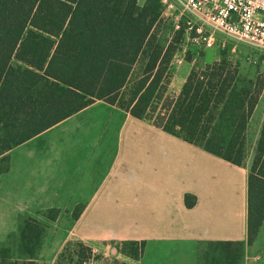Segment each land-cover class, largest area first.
<instances>
[{
	"label": "trees",
	"instance_id": "1",
	"mask_svg": "<svg viewBox=\"0 0 264 264\" xmlns=\"http://www.w3.org/2000/svg\"><path fill=\"white\" fill-rule=\"evenodd\" d=\"M161 0H0V158L10 149L101 100L233 165H244L245 131L264 84L242 73L225 42L218 59L187 50L191 68L175 99L166 93L174 57L191 41L186 16L165 15ZM214 45V46H215ZM202 57V60H200ZM200 58V59H199ZM204 58V59H203ZM264 61V54L259 57ZM204 61V62H203ZM7 168H0V173ZM247 241L264 220V122L247 176ZM191 207L193 196L185 195ZM80 208L73 212L77 218ZM58 209L45 213L55 220ZM43 226L19 227L17 259L0 248V264H35ZM226 264L243 242H222ZM141 243L120 252L137 259Z\"/></svg>",
	"mask_w": 264,
	"mask_h": 264
},
{
	"label": "crops",
	"instance_id": "2",
	"mask_svg": "<svg viewBox=\"0 0 264 264\" xmlns=\"http://www.w3.org/2000/svg\"><path fill=\"white\" fill-rule=\"evenodd\" d=\"M181 61L166 91L174 99L191 68ZM263 122L264 84L245 131L247 149ZM62 126L70 133L53 140L49 134ZM65 140L67 149H53ZM3 156L9 167L0 173V233L18 227L16 219L59 210L40 223L50 238L57 230L63 238L43 245L35 264H78L83 251L103 248L129 259L119 250L124 241L141 243L140 264L145 250L160 246L178 247V258L146 264H198L196 256L199 264H226L220 244L229 241L244 243L234 264H264V220L246 243L248 161L233 165L114 105L95 101ZM185 195L194 205H185Z\"/></svg>",
	"mask_w": 264,
	"mask_h": 264
},
{
	"label": "built area",
	"instance_id": "3",
	"mask_svg": "<svg viewBox=\"0 0 264 264\" xmlns=\"http://www.w3.org/2000/svg\"><path fill=\"white\" fill-rule=\"evenodd\" d=\"M165 15L178 11L176 20L185 15L191 41L213 47L231 43L251 47L264 54V0H161ZM259 61H253L258 63ZM264 61L259 62L263 63ZM260 71L264 74V64Z\"/></svg>",
	"mask_w": 264,
	"mask_h": 264
},
{
	"label": "rangeland",
	"instance_id": "4",
	"mask_svg": "<svg viewBox=\"0 0 264 264\" xmlns=\"http://www.w3.org/2000/svg\"><path fill=\"white\" fill-rule=\"evenodd\" d=\"M140 2H142L143 0H139ZM220 42H222L221 39ZM181 50L177 53V55L174 57V74L176 72L177 67H181L182 64V57L185 54V52L187 50H191L194 53H201L202 57L205 56L203 59L204 61H208L210 62L214 57V55L219 54L220 50L222 49V46L220 44H217L213 47H204L202 44H199L197 42L194 41H187L184 42L183 45L180 48ZM228 55L230 57V59L233 61L234 65L237 66L242 73L248 74L250 76H253L255 73H259V68H262L263 63H260V65L258 63H253V61H259V57L261 55V53L251 47L248 46H242V45H236L234 48H231L230 50H227ZM237 55V56H236ZM202 57L200 60H202ZM203 61V62H204ZM205 61V62H206ZM180 70L182 69L179 68ZM260 74V73H259ZM173 77V76H172ZM264 79V78H263ZM169 96V95H168ZM170 100H173V97H170ZM69 132V129L67 126H62L60 128H57L56 130H54L53 132H51L49 134V136L53 139V140H58V139H63L64 137L67 136ZM70 133V132H69ZM78 137V135L76 136ZM46 138V136L44 137ZM252 141V139H251ZM249 141V143L251 142ZM29 145H36L35 142L29 144ZM250 145L248 144L249 148H246V155H245V161H248V164L250 165L252 156H253V152L254 149H250ZM247 146V147H248ZM53 149H67L69 147V144L67 143V141L65 140L62 143H55V145L52 146ZM11 150V149H10ZM7 168L9 167V156H3L2 158H0V168ZM28 219H35L37 220L39 223L41 221H43L44 219H48L47 217H43V218H27V219H16L15 225L20 222V224L18 225V227L11 229L13 230L11 233H6V234H2L0 233V248L1 247H8L11 251V247H14L15 249L12 250L14 251V253L16 252V254L18 253V246H19V227ZM40 225H42L40 223ZM43 226V232H42V236H41V242L38 248V251H40V248H42V246L44 245L45 247L49 246H56L57 243L59 241H61V239L63 238V232L60 230H57V233L52 235L51 238L49 237V235L46 233L48 231H46V227L45 225ZM80 248L77 247V250H79ZM11 251V253H12ZM37 251V252H38ZM178 247H174V246H170L165 247V246H160V247H156V248H148L147 250L144 251V264L148 263V262H152L155 261L156 263L161 261H165V260H175L178 258ZM42 252V251H41ZM45 252H49V251H45ZM83 255L80 258H78V264H129V262H131L132 264H140V255L138 256L137 259H125V257L123 255H119L118 253L116 254L115 252H111L109 248H103V249H97L94 252H90L88 254H86L85 251H83ZM187 258L189 260H194L192 259L193 257L191 255H187ZM197 260H198V264L201 262V258L196 256ZM80 259V260H79ZM82 260V261H81ZM205 261H207V258L205 259ZM203 262L204 264H206V262ZM210 262V260H208ZM195 263V260H194ZM77 264V261H76Z\"/></svg>",
	"mask_w": 264,
	"mask_h": 264
}]
</instances>
